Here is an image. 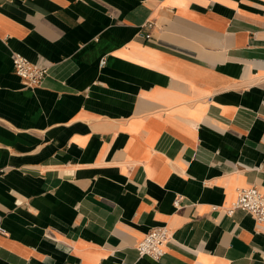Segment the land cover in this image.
<instances>
[{
	"label": "crops",
	"instance_id": "crops-1",
	"mask_svg": "<svg viewBox=\"0 0 264 264\" xmlns=\"http://www.w3.org/2000/svg\"><path fill=\"white\" fill-rule=\"evenodd\" d=\"M252 186L264 0H0V264H264V229L225 212Z\"/></svg>",
	"mask_w": 264,
	"mask_h": 264
},
{
	"label": "built area",
	"instance_id": "built-area-1",
	"mask_svg": "<svg viewBox=\"0 0 264 264\" xmlns=\"http://www.w3.org/2000/svg\"><path fill=\"white\" fill-rule=\"evenodd\" d=\"M143 27L151 29L153 24L146 23ZM140 35L145 40L151 38L150 33ZM12 64L16 75L22 79L25 86L37 88L43 84L47 74L45 67L30 62L16 52L12 55ZM173 204L176 209H179L181 197H177ZM238 210L249 214L256 224L264 229V189L256 186L241 188L237 199L225 209V212L232 217ZM0 232L4 233V230L0 228ZM171 238V232L166 226L151 229L136 246L139 257H148L154 261L161 260L166 254L165 249Z\"/></svg>",
	"mask_w": 264,
	"mask_h": 264
}]
</instances>
